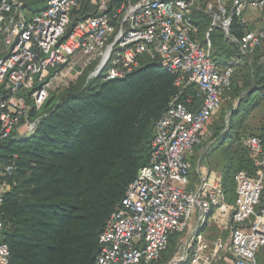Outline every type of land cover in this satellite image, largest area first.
<instances>
[{
    "label": "built area",
    "instance_id": "built-area-1",
    "mask_svg": "<svg viewBox=\"0 0 264 264\" xmlns=\"http://www.w3.org/2000/svg\"><path fill=\"white\" fill-rule=\"evenodd\" d=\"M198 0H0V147L32 137L58 79L75 84L124 79L143 58L175 77V97L155 125L152 154L99 237L94 264H264V147L246 137L258 168L235 176L234 202L223 178L204 166L214 144L210 127L231 101L233 66L219 67L209 44L214 30L239 47L241 58L264 43V32L230 35L233 18L247 26L248 8L264 0H218L206 41L193 20ZM229 3L230 8L225 5ZM210 8V7H209ZM193 89L197 92L192 93ZM186 95V103L180 97ZM198 147L199 177L190 157ZM17 166L0 159V208ZM212 228L218 236L208 235ZM0 264H11L2 242Z\"/></svg>",
    "mask_w": 264,
    "mask_h": 264
},
{
    "label": "trees",
    "instance_id": "trees-1",
    "mask_svg": "<svg viewBox=\"0 0 264 264\" xmlns=\"http://www.w3.org/2000/svg\"><path fill=\"white\" fill-rule=\"evenodd\" d=\"M201 19L202 30L211 26L208 17ZM249 31L248 23L233 18L232 37L241 40ZM210 40L214 62L235 68L231 101L222 110L235 109L224 127L211 129L215 144L201 156L205 163L220 152L224 191L233 202L236 174L255 177L258 171L244 138L257 137L264 147V60L258 56L264 43L236 65L238 46L220 30ZM87 78L86 73L75 84L54 87L37 132L0 147V159L17 166L0 208L11 264L95 263L102 229L149 164L155 125L177 93L175 77L153 61H142L121 80L87 83ZM180 101L186 103V95ZM259 112L262 117L254 123Z\"/></svg>",
    "mask_w": 264,
    "mask_h": 264
},
{
    "label": "rangeland",
    "instance_id": "rangeland-1",
    "mask_svg": "<svg viewBox=\"0 0 264 264\" xmlns=\"http://www.w3.org/2000/svg\"><path fill=\"white\" fill-rule=\"evenodd\" d=\"M199 3H200V5L198 6L199 9L197 10V8H196L194 13L197 14L198 16H201V17H203V16L208 17L209 20H210V23L213 24V22H214V20L216 18L215 15H219L220 7H219V4H218V0H199ZM225 8L229 9L230 8V4L227 3L225 5ZM245 19L247 20V23H248V30L253 31V32H264V10H254V9L248 8L247 11L245 12ZM221 32H223V31H221ZM232 44L236 45L234 43H232ZM0 54L1 55L4 54V48H3V44H2L1 38H0ZM258 56L260 58H263V60H264V48L261 51H259ZM53 85H54V87L57 88V87H61V86H68V85H71V84L68 81L67 82H62L61 80L58 79L56 82H54ZM234 109L235 108L233 106H231V105L225 106V108L220 111L218 116L213 121V124L210 127V130L212 129L213 131L214 130L218 131V128L224 127V125H226V121L228 122V119H229V117L231 115L230 111H232ZM262 114H263V112H259V113H257L255 115L254 123H256L262 117ZM200 152H199V154L202 153V152L201 153ZM221 162H222V157L220 155V152H217L215 150L205 160L204 165L209 169V171H211V172H213L215 174H221V167H222L221 166ZM196 179H197V176H196ZM234 183H235V178H234ZM235 196H236V192H235L234 198H235ZM262 204L264 205V202ZM208 235H210L212 237L213 236H218V235H220V232L217 229L212 228V229H210L208 231ZM261 258L262 259L264 258V250H263V252L261 254Z\"/></svg>",
    "mask_w": 264,
    "mask_h": 264
},
{
    "label": "crops",
    "instance_id": "crops-1",
    "mask_svg": "<svg viewBox=\"0 0 264 264\" xmlns=\"http://www.w3.org/2000/svg\"><path fill=\"white\" fill-rule=\"evenodd\" d=\"M200 5V3L198 2L196 7L193 9V20H194V23L196 24V26L199 28V31H200V38L204 41H206V35L208 34V31L210 29L211 26H209L208 28H206L205 30H202V21L203 19H201V16H198L197 14H195V9L197 8V10L199 9L198 6ZM203 17H206V16H203ZM210 25H212L210 23ZM209 44H210V47L212 49V42L209 38ZM142 61H146L145 58H143ZM198 152L195 151V154H193L191 157H190V163L192 165V176L195 180L198 179L199 177V172H200V165H199V162H198V157L200 154H198ZM204 164V163H203ZM205 166V165H204ZM196 176H197V179H196Z\"/></svg>",
    "mask_w": 264,
    "mask_h": 264
}]
</instances>
